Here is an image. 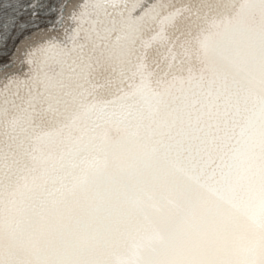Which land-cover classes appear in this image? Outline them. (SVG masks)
I'll return each instance as SVG.
<instances>
[{
	"label": "snow or ice",
	"instance_id": "6c2138e0",
	"mask_svg": "<svg viewBox=\"0 0 264 264\" xmlns=\"http://www.w3.org/2000/svg\"><path fill=\"white\" fill-rule=\"evenodd\" d=\"M240 119L264 130V0H0V264H99L21 248L69 194L101 243L145 232ZM242 189L264 217V169Z\"/></svg>",
	"mask_w": 264,
	"mask_h": 264
},
{
	"label": "clouds",
	"instance_id": "9594fccd",
	"mask_svg": "<svg viewBox=\"0 0 264 264\" xmlns=\"http://www.w3.org/2000/svg\"><path fill=\"white\" fill-rule=\"evenodd\" d=\"M245 128L240 119L221 134L210 178L149 205L154 223L145 232L101 243L85 218L83 194H69L34 219L22 255L87 257L99 264H259L264 260V217L250 216L242 185L249 166L253 172L264 169V130Z\"/></svg>",
	"mask_w": 264,
	"mask_h": 264
}]
</instances>
